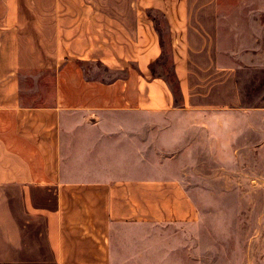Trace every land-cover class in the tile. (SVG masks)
Returning a JSON list of instances; mask_svg holds the SVG:
<instances>
[{
	"label": "crops",
	"instance_id": "crops-1",
	"mask_svg": "<svg viewBox=\"0 0 264 264\" xmlns=\"http://www.w3.org/2000/svg\"><path fill=\"white\" fill-rule=\"evenodd\" d=\"M219 4L0 0V264H116L142 226L197 220L182 180L142 163L134 128L141 113L242 110ZM165 44L175 94L153 71Z\"/></svg>",
	"mask_w": 264,
	"mask_h": 264
},
{
	"label": "rangeland",
	"instance_id": "rangeland-1",
	"mask_svg": "<svg viewBox=\"0 0 264 264\" xmlns=\"http://www.w3.org/2000/svg\"><path fill=\"white\" fill-rule=\"evenodd\" d=\"M219 3L226 40L233 49L236 43L238 91L247 111L231 117L141 113L134 129L142 163L157 164L155 176L180 178L198 218L142 226L138 249L131 241L129 250L119 247L116 264H264V0ZM81 66L92 77L116 75L96 62ZM153 71L174 82L167 44ZM230 118L228 128L223 119Z\"/></svg>",
	"mask_w": 264,
	"mask_h": 264
},
{
	"label": "trees",
	"instance_id": "trees-1",
	"mask_svg": "<svg viewBox=\"0 0 264 264\" xmlns=\"http://www.w3.org/2000/svg\"><path fill=\"white\" fill-rule=\"evenodd\" d=\"M82 63H83V62H79L80 65H81ZM97 64H99V63H97ZM99 65H100V64H99ZM161 77H162V76H161ZM164 79H165V78H164ZM165 80H166V79H165ZM166 81H167V80H166ZM167 83H168L170 89L173 91L174 94L178 92V85H177V80H176L175 76H174V82H173V83H169L168 81H167Z\"/></svg>",
	"mask_w": 264,
	"mask_h": 264
}]
</instances>
